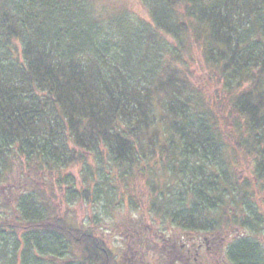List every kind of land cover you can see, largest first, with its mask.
I'll use <instances>...</instances> for the list:
<instances>
[{"label":"trees","instance_id":"trees-1","mask_svg":"<svg viewBox=\"0 0 264 264\" xmlns=\"http://www.w3.org/2000/svg\"><path fill=\"white\" fill-rule=\"evenodd\" d=\"M138 1L0 0V264H120L70 213L90 193L69 170L112 163L154 192L163 236L122 226L136 264H169L171 233L264 264V0Z\"/></svg>","mask_w":264,"mask_h":264},{"label":"rangeland","instance_id":"rangeland-1","mask_svg":"<svg viewBox=\"0 0 264 264\" xmlns=\"http://www.w3.org/2000/svg\"><path fill=\"white\" fill-rule=\"evenodd\" d=\"M110 1L115 3L124 2L130 8L136 10L138 14H142V6L138 0ZM114 5L118 7L119 4ZM110 168L113 172L110 174V176H108V178H103L100 174L96 172L93 173L92 170L89 171V173L82 172V169H80L79 165H76L74 168L69 170L74 182L77 184H81L82 182L85 183L83 180H86L89 187L88 192L90 193L89 197L84 199L79 195L80 198L71 204L73 209L70 208V213L73 214V217H75L78 224L81 223L82 226L93 229L97 235L105 240L106 245L111 249L112 253L116 254V259H118L120 264H132L129 261V259H132L130 255H126L125 257L118 253L123 252V250L127 248V242L123 239L126 238V235H124L125 233L122 232V226L123 223L128 219L141 220L140 218H143L145 225L150 227L152 232H157L156 228L158 226V222H151L152 216L148 214V207L144 205V201L147 200V197L150 198V195L151 197H154V192L149 185L145 184V180L140 179L139 176H137L135 180L127 179L123 181V179H121L122 181L120 182L117 178V174L119 175L122 170L116 168L114 163H112ZM91 172L92 174H90ZM235 172L241 175L239 177L240 179L238 178L239 181H244L247 175L251 177L249 174L252 172V168L247 166L246 163H242V167L237 168ZM61 173L62 175H66L68 171L62 170ZM157 173L161 174L162 169L158 168ZM97 183L99 187L98 189H95V185ZM246 188L248 190L255 189L254 183H252L251 186L247 185ZM135 189H138L139 191ZM148 192H150V194ZM0 194L3 196H10L9 187H0ZM257 195L260 197L256 202L261 204L264 209V197L263 195L259 194V192H257ZM136 204L141 205L140 208H137L135 206ZM56 205L59 207L61 206L58 201L56 202ZM143 212L146 213L145 217L140 216ZM153 225L156 228L153 227ZM169 231L170 229L166 230L165 233H168ZM245 234H248V232L245 231ZM235 235L232 234L230 237H227L224 242L226 247L232 242V240H234ZM260 237H264V233L261 234ZM212 252L213 253H210L209 256L214 257L216 253L215 251ZM224 252L225 247L219 251V257H222ZM219 259L222 261V258Z\"/></svg>","mask_w":264,"mask_h":264},{"label":"flooded vegetation","instance_id":"flooded-vegetation-1","mask_svg":"<svg viewBox=\"0 0 264 264\" xmlns=\"http://www.w3.org/2000/svg\"><path fill=\"white\" fill-rule=\"evenodd\" d=\"M147 235L151 238H155L156 236H163V233L148 232ZM182 235L183 236L181 238L172 239L175 235L171 233V235L166 237L164 236L165 238H162L165 244L163 249L165 251V256L168 258L169 264H189L187 261L193 253H196L200 259L198 260L197 256H194L197 264H231L224 258V255L219 257L218 253L222 250L221 245L223 244L221 241H213L210 238H207L208 236H205L202 239L198 235H195L193 238L192 236L189 237L187 233H183ZM126 247L127 248H125L123 252L118 253L125 257L126 255H130L132 259H129V261L132 264H136L138 257L136 256L135 251L131 250L129 242L126 243ZM212 251H215L216 253L214 257L209 256L210 253H213ZM219 258H222V261Z\"/></svg>","mask_w":264,"mask_h":264}]
</instances>
